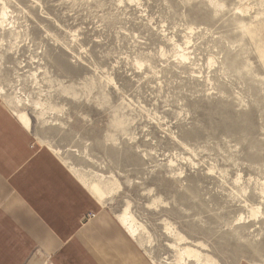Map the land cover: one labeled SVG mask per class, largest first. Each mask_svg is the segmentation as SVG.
I'll return each mask as SVG.
<instances>
[{
    "label": "rangeland",
    "instance_id": "obj_1",
    "mask_svg": "<svg viewBox=\"0 0 264 264\" xmlns=\"http://www.w3.org/2000/svg\"><path fill=\"white\" fill-rule=\"evenodd\" d=\"M0 105L151 264H264V0H0Z\"/></svg>",
    "mask_w": 264,
    "mask_h": 264
},
{
    "label": "crops",
    "instance_id": "obj_2",
    "mask_svg": "<svg viewBox=\"0 0 264 264\" xmlns=\"http://www.w3.org/2000/svg\"><path fill=\"white\" fill-rule=\"evenodd\" d=\"M30 142L0 105V264H151L52 152ZM88 213L97 216L84 222Z\"/></svg>",
    "mask_w": 264,
    "mask_h": 264
},
{
    "label": "bare ground",
    "instance_id": "obj_3",
    "mask_svg": "<svg viewBox=\"0 0 264 264\" xmlns=\"http://www.w3.org/2000/svg\"><path fill=\"white\" fill-rule=\"evenodd\" d=\"M20 119L24 122V124L29 127V121H28V118L25 114H22L19 116ZM122 223L123 224H126V219L125 218H122ZM128 229H129V233L134 237L136 234H137V230L134 229V220H129L128 221ZM121 252V251H120ZM186 254H188L189 256H194V257H197L198 254L194 251V250H187L186 251ZM120 257V256H118ZM122 258V257H121Z\"/></svg>",
    "mask_w": 264,
    "mask_h": 264
}]
</instances>
